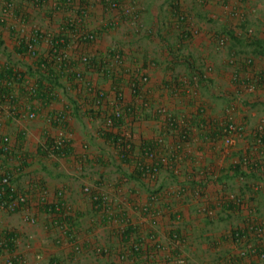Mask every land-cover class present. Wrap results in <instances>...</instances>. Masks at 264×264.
I'll use <instances>...</instances> for the list:
<instances>
[{
	"label": "crops",
	"instance_id": "obj_1",
	"mask_svg": "<svg viewBox=\"0 0 264 264\" xmlns=\"http://www.w3.org/2000/svg\"><path fill=\"white\" fill-rule=\"evenodd\" d=\"M146 1L145 24L160 34L144 47L142 38L126 45L119 36L131 51L122 66L101 62L97 67H106L83 69L76 86L65 78L70 87L59 90L62 99L48 95L42 102L15 89L13 99L3 101L0 148L10 150L0 159V172L11 174L26 202L16 212H0V232L9 231L15 246L0 254V264L12 257L18 264H264V131L262 141L256 137L264 130V53L245 56V70L237 71L231 66L235 57L221 52L235 42H223L221 34L237 41L241 31L263 26L264 0ZM262 36L248 40L250 50H264ZM148 60L149 84L133 92L131 69ZM98 90L106 93L103 114L92 108ZM116 92L134 111L148 103L145 117L133 123L126 158L116 142L120 133L99 131ZM33 105L38 118L22 117L21 109ZM165 107L174 118L170 127L160 113ZM7 108H16V117ZM47 116L71 133L61 154L46 150L54 135ZM228 117L244 130L236 149L220 140ZM129 123L122 122L125 128ZM159 135V156L148 160L144 149L157 145ZM252 151L260 165L241 177L231 164ZM153 164L157 173L145 172ZM59 192L73 212L68 221L65 209L54 206ZM231 194L243 199L242 208L229 200ZM245 241L253 242L255 253L241 255Z\"/></svg>",
	"mask_w": 264,
	"mask_h": 264
},
{
	"label": "built area",
	"instance_id": "obj_2",
	"mask_svg": "<svg viewBox=\"0 0 264 264\" xmlns=\"http://www.w3.org/2000/svg\"><path fill=\"white\" fill-rule=\"evenodd\" d=\"M144 2L145 0H0V40H3L2 37L5 35L9 37L8 43L3 42L2 47L11 50V55H8L11 59L0 58V107L3 108V101L8 103L13 99L12 92L15 89H21V93L28 94L29 97L38 96L39 80H44L48 74L59 83V87L55 86L57 88L52 89L49 96L60 99L59 90L63 91L70 85L82 84L83 69L89 72L92 69L106 67H97V64L101 62L108 63V66L112 67L122 66L126 54L131 55V51L123 48L120 40H112L113 36H121L122 39L126 37L125 44L129 45L127 43L129 38L138 37L139 39L143 36H154L156 33L145 24ZM18 7L23 9L20 15H17ZM108 37L109 40H107ZM21 45L23 54L16 51V48ZM101 46H106L102 52ZM107 60H110L111 64ZM146 66H153L151 60L144 64H136L131 69L133 73L129 82L131 90L137 88L143 90L149 84ZM8 71L12 73L11 81H7L5 77ZM65 78H71L70 85H66ZM116 94L119 98L112 104L105 118L102 116V126L99 131L107 135L116 129V132L120 133L116 140L121 146L120 156L126 158L131 155L133 123L145 117L141 112H144L148 103L144 101L143 109L134 111L130 105H125L123 93L116 92ZM105 95L104 90H98L95 97L91 98L92 108L98 114H103L107 109ZM165 108L161 109L160 113L165 115L166 126L170 127L174 118ZM0 110L3 111V109ZM21 110L24 113L22 117L27 120H35L39 116L38 108L34 105L26 106L24 110ZM5 111L11 117H16V108H7ZM126 118L131 121L130 126L126 125L127 128L122 124ZM59 120L45 117V122L54 127V135L48 136L49 143L46 146L51 145L50 142L54 145L49 149L47 147V152L55 153V148L63 150L71 135L64 127L56 126L57 123L61 124ZM221 124L222 139L220 140L228 149H236L237 140L243 137V127L231 121L229 117ZM1 126L0 121V128ZM263 131L261 126L256 136L259 141H262L259 136ZM155 141L157 145L144 149L146 158L151 161L155 160L156 155L159 156L158 148L164 144V135L157 136ZM9 150V146L4 144L0 148V159L5 157ZM252 152L234 160L231 164L232 169L241 172L258 167L259 161L253 157L257 152ZM260 161L261 165L264 164V160ZM157 170L158 166L153 164V167L145 172L155 174ZM242 173L244 172L240 173L241 177H243ZM83 189L86 193L90 191L89 186ZM62 195L63 192H59V201L55 206L58 211L65 209L63 217L68 221L73 212L70 205L62 202ZM229 200L238 208H242L244 201L240 196L231 194ZM25 202L26 196L20 194L13 185L11 174L0 172V212H16ZM64 228L67 229V226ZM255 252L256 247L253 242L245 241L241 255ZM259 256L264 259V252L259 253ZM12 258L6 260V264H18ZM179 262L184 264L185 260L179 259Z\"/></svg>",
	"mask_w": 264,
	"mask_h": 264
},
{
	"label": "rangeland",
	"instance_id": "obj_3",
	"mask_svg": "<svg viewBox=\"0 0 264 264\" xmlns=\"http://www.w3.org/2000/svg\"><path fill=\"white\" fill-rule=\"evenodd\" d=\"M146 3H147V1L146 2H144V4L146 5ZM236 6V5H235ZM263 7H264V4H263ZM233 18H238V16H235V17H233ZM241 18V17H240ZM240 18H239V22H242L241 20H240ZM244 23V22H243ZM254 25V24H253ZM254 31H255V29H254ZM156 34H160L159 32L158 33H155V35ZM261 34H263V36H262V38L264 37V19H263V26H261L260 28L258 27L257 29H256V31L254 32V33H252V31L251 30H248V32L247 31H245V30H243V31H241L240 33H238V37L239 38H237V41L236 40H234L233 38H231L230 37V33H223V34H221V36H224L222 39H224V41L223 42H228V41H231V40H233V41H235L233 44H234V46H232V47H225V48H223V50H221V52H224L225 51V55H226V57H235L234 59H233V61L232 62H234L233 63V65L231 64V66H233L234 67V69L235 70H237V71H240V69L241 70H245L242 66H243V64L242 63H246L245 61H243V59H245L246 57L245 56H247V55H255V54H260V53H264V50L263 51H261V50H257V52H255V51H253V50H250L251 49V47H250V45H252V44H250V43H248L249 41L248 40H250V39H253L254 41L257 39L258 41H260V39L261 38H259V35H261ZM154 35V36H155ZM198 34H197V32H195V34H194V36H197ZM160 36V35H159ZM114 37V39H112V40H116V39H118V37H117V35H115V36H113ZM146 37H147V39H146ZM149 37H151V35L149 36H143L142 37V46L144 47L145 46V44H147L146 43V41H148V38ZM116 38V39H115ZM107 40H109V37L107 38ZM118 41V40H117ZM227 45H229V44H227ZM226 45V46H227ZM8 47V46H7ZM8 49H9V47H8ZM259 49V48H258ZM0 51H1V54H0V58L1 59H4V58H9V59H11V57L10 56H8V55H11L10 53V51L11 50H7V48L5 49H3V47H2V45H0ZM189 53H193L194 55H195V53H196V49L195 48H193V51H190ZM185 54V53H184ZM233 55V56H232ZM187 57H188V55H187ZM236 59V60H235ZM230 64V63H229ZM229 64H227L226 65V68L227 69H225V71L227 72V71H229V68H230V65ZM255 108H257V107H255ZM255 108H252V109H255ZM259 109V108H258ZM252 113H256V111H254V112H252ZM236 115V113H233V117ZM216 119H219V118H216ZM221 119H225V118H221ZM252 127H254V124H252Z\"/></svg>",
	"mask_w": 264,
	"mask_h": 264
},
{
	"label": "trees",
	"instance_id": "obj_4",
	"mask_svg": "<svg viewBox=\"0 0 264 264\" xmlns=\"http://www.w3.org/2000/svg\"><path fill=\"white\" fill-rule=\"evenodd\" d=\"M18 13L17 15H20L23 13V9L18 7L17 8ZM3 40H0V45L3 44ZM23 46H19L16 48V51L23 54ZM7 73V81H11L10 79L12 78V73L10 71L6 72ZM20 84V83H18ZM55 86L59 87V83L56 79L50 77V75H46L44 80H39V84H38V99L39 101L45 102V100L47 99V96L49 95V93L52 92V89L57 88ZM40 97L42 99H40ZM51 145L47 146L48 149L50 147H52L54 144L52 142H50ZM64 150V149H63ZM63 150H59L55 148V153L61 154L62 152H64ZM238 172V170H237ZM56 204H54L55 206ZM56 207V206H55ZM0 242H2V245H0V254H4V253H12L13 250L15 251V246H14V241L11 240V235L9 231H5V232H0ZM16 257H14L13 259H15Z\"/></svg>",
	"mask_w": 264,
	"mask_h": 264
}]
</instances>
